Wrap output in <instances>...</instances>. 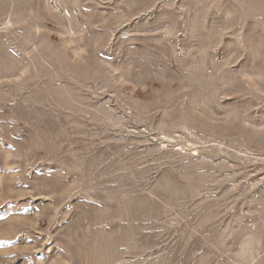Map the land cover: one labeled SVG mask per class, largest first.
<instances>
[{
  "label": "rangeland",
  "instance_id": "rangeland-1",
  "mask_svg": "<svg viewBox=\"0 0 264 264\" xmlns=\"http://www.w3.org/2000/svg\"><path fill=\"white\" fill-rule=\"evenodd\" d=\"M0 264H264V0H0Z\"/></svg>",
  "mask_w": 264,
  "mask_h": 264
}]
</instances>
